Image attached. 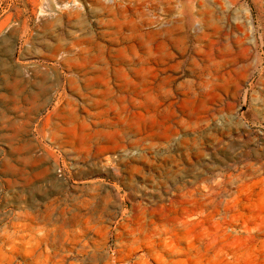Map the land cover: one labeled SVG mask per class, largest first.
I'll use <instances>...</instances> for the list:
<instances>
[{"label": "rangeland", "instance_id": "obj_1", "mask_svg": "<svg viewBox=\"0 0 264 264\" xmlns=\"http://www.w3.org/2000/svg\"><path fill=\"white\" fill-rule=\"evenodd\" d=\"M0 264H264V0H0Z\"/></svg>", "mask_w": 264, "mask_h": 264}, {"label": "crops", "instance_id": "obj_2", "mask_svg": "<svg viewBox=\"0 0 264 264\" xmlns=\"http://www.w3.org/2000/svg\"><path fill=\"white\" fill-rule=\"evenodd\" d=\"M107 81H108V79L105 78V81H104V86H105V89H106L105 95L111 96V91L108 90L110 88L109 87V83H107ZM110 98H108V100H105V104H104V112L105 113H108V111H110L111 108H112V101L110 100ZM105 121L111 123V118L107 117V118H105ZM114 131H115V128L114 127L112 128V126H111V128L109 130L104 131V136L110 137L111 135L114 134L113 133Z\"/></svg>", "mask_w": 264, "mask_h": 264}]
</instances>
